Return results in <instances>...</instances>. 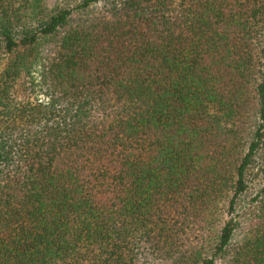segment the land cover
Returning a JSON list of instances; mask_svg holds the SVG:
<instances>
[{"label":"trees","instance_id":"16d2710c","mask_svg":"<svg viewBox=\"0 0 264 264\" xmlns=\"http://www.w3.org/2000/svg\"><path fill=\"white\" fill-rule=\"evenodd\" d=\"M0 264H264V0H0Z\"/></svg>","mask_w":264,"mask_h":264}]
</instances>
